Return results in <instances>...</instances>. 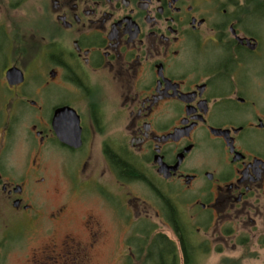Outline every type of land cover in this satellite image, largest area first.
I'll list each match as a JSON object with an SVG mask.
<instances>
[{
    "label": "flooded vegetation",
    "instance_id": "1",
    "mask_svg": "<svg viewBox=\"0 0 264 264\" xmlns=\"http://www.w3.org/2000/svg\"><path fill=\"white\" fill-rule=\"evenodd\" d=\"M29 242L264 264V0H0V264Z\"/></svg>",
    "mask_w": 264,
    "mask_h": 264
},
{
    "label": "rangeland",
    "instance_id": "2",
    "mask_svg": "<svg viewBox=\"0 0 264 264\" xmlns=\"http://www.w3.org/2000/svg\"><path fill=\"white\" fill-rule=\"evenodd\" d=\"M62 182L63 180L59 178L51 186L52 192L50 195L46 196L48 207L59 206L64 201L75 199L74 197L75 192L74 191L71 192L69 189H67L65 185L66 183L65 182L62 183ZM56 189H58V192L55 191ZM71 209L74 213L76 209H78L75 202H72ZM34 243L36 242H29V245L25 246L24 248L17 249L11 254H9L6 264H22L23 259H25L26 257H32L33 253L35 252L34 250L39 248L37 247V245H34ZM218 260L219 258L212 255L211 258L205 259L204 264H217Z\"/></svg>",
    "mask_w": 264,
    "mask_h": 264
}]
</instances>
